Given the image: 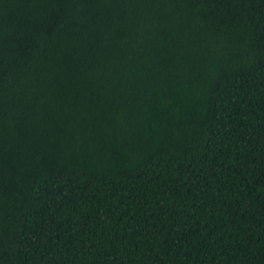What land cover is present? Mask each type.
<instances>
[{"label": "trees", "instance_id": "trees-1", "mask_svg": "<svg viewBox=\"0 0 264 264\" xmlns=\"http://www.w3.org/2000/svg\"><path fill=\"white\" fill-rule=\"evenodd\" d=\"M0 264H264V0H0Z\"/></svg>", "mask_w": 264, "mask_h": 264}]
</instances>
